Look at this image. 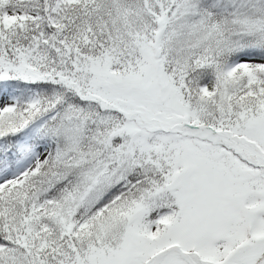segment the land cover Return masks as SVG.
<instances>
[{
    "label": "snow or ice",
    "instance_id": "6c2138e0",
    "mask_svg": "<svg viewBox=\"0 0 264 264\" xmlns=\"http://www.w3.org/2000/svg\"><path fill=\"white\" fill-rule=\"evenodd\" d=\"M0 264H264V0H0Z\"/></svg>",
    "mask_w": 264,
    "mask_h": 264
}]
</instances>
